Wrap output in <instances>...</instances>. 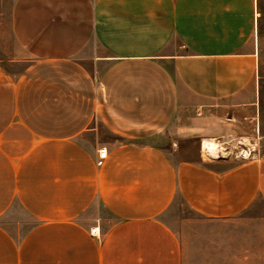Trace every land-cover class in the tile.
I'll use <instances>...</instances> for the list:
<instances>
[{
	"label": "crops",
	"instance_id": "obj_1",
	"mask_svg": "<svg viewBox=\"0 0 264 264\" xmlns=\"http://www.w3.org/2000/svg\"><path fill=\"white\" fill-rule=\"evenodd\" d=\"M10 19L0 264H181L175 198L210 219L264 201V0H14ZM168 134L255 152L183 158Z\"/></svg>",
	"mask_w": 264,
	"mask_h": 264
},
{
	"label": "rangeland",
	"instance_id": "obj_2",
	"mask_svg": "<svg viewBox=\"0 0 264 264\" xmlns=\"http://www.w3.org/2000/svg\"><path fill=\"white\" fill-rule=\"evenodd\" d=\"M13 1L0 0V63L7 71L19 74L25 64L17 62L22 59V51L11 32ZM84 67L91 71L90 64ZM169 137L168 134L160 140L165 149L173 146L167 139ZM179 140L180 144L173 147L181 150L183 158L191 159L200 154L199 140L193 137H181ZM237 143H218L224 149L218 155L234 158L242 147ZM247 147L252 148V145ZM203 153L205 159L215 158L206 151ZM160 219L179 240L181 264H264V201L261 198H257L253 206L241 214L210 219L193 212L177 197Z\"/></svg>",
	"mask_w": 264,
	"mask_h": 264
},
{
	"label": "built area",
	"instance_id": "obj_3",
	"mask_svg": "<svg viewBox=\"0 0 264 264\" xmlns=\"http://www.w3.org/2000/svg\"><path fill=\"white\" fill-rule=\"evenodd\" d=\"M201 144H202V141H201ZM244 149L247 150V152H248V156L247 157H245L244 155H242L240 151L238 153H236L234 155V157L235 158H240L241 157V158H244V159H249L252 156V153L255 152V148L254 147L249 148V147H247L245 145L244 146ZM106 154H107V152H106V149L105 148H101V149H99L97 151V160L95 161V163H96L97 166H100L103 163V161H104V159L106 157ZM200 155H201V158H204L203 157L204 154H203V150H202L201 146H200ZM91 233H99V228L98 227L92 228L91 229Z\"/></svg>",
	"mask_w": 264,
	"mask_h": 264
},
{
	"label": "bare ground",
	"instance_id": "obj_4",
	"mask_svg": "<svg viewBox=\"0 0 264 264\" xmlns=\"http://www.w3.org/2000/svg\"><path fill=\"white\" fill-rule=\"evenodd\" d=\"M202 145H203V149H204V150L203 149L202 150L204 152L206 151L209 155H212V156H215V157H217V155L219 154V151L222 150V148L219 147V144L213 139H204L202 141V144L200 145L201 148H202ZM240 152L245 157L248 156L247 150H245V149L243 150L242 149Z\"/></svg>",
	"mask_w": 264,
	"mask_h": 264
}]
</instances>
